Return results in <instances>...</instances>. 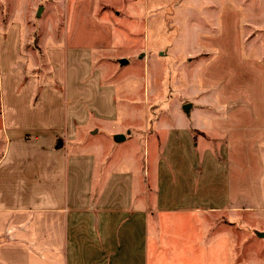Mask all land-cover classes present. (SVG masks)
<instances>
[{"label":"crops","instance_id":"crops-1","mask_svg":"<svg viewBox=\"0 0 264 264\" xmlns=\"http://www.w3.org/2000/svg\"><path fill=\"white\" fill-rule=\"evenodd\" d=\"M49 53L65 96L41 86L37 99L15 95L0 107V264H154L156 244L187 224L193 237L220 215L232 224L263 208L260 177L246 170L251 154L260 163L246 150L257 141L249 131L211 148L202 134L217 119L203 129L176 113L157 119L143 131L139 176L96 145L102 137L112 147L120 129L116 91L92 76L91 51Z\"/></svg>","mask_w":264,"mask_h":264},{"label":"rangeland","instance_id":"rangeland-1","mask_svg":"<svg viewBox=\"0 0 264 264\" xmlns=\"http://www.w3.org/2000/svg\"><path fill=\"white\" fill-rule=\"evenodd\" d=\"M72 46L91 51L92 76L116 91L120 133L112 147L95 143L110 162L125 159L143 177L144 132L157 119L176 113L201 129L217 119L204 144L242 129L255 136L246 150L260 163L251 154L246 170L264 197V0H0L1 112L15 95L37 99L41 86L64 97L49 50ZM228 221L220 215L193 237L187 224L156 244L154 264H264V205Z\"/></svg>","mask_w":264,"mask_h":264},{"label":"water","instance_id":"water-1","mask_svg":"<svg viewBox=\"0 0 264 264\" xmlns=\"http://www.w3.org/2000/svg\"><path fill=\"white\" fill-rule=\"evenodd\" d=\"M121 63H123V59L121 60ZM188 105H184L183 109L185 110L186 112V109H187ZM259 234V233H258ZM261 237H264V233H261L259 234Z\"/></svg>","mask_w":264,"mask_h":264},{"label":"trees","instance_id":"trees-1","mask_svg":"<svg viewBox=\"0 0 264 264\" xmlns=\"http://www.w3.org/2000/svg\"><path fill=\"white\" fill-rule=\"evenodd\" d=\"M26 79V78H25Z\"/></svg>","mask_w":264,"mask_h":264}]
</instances>
